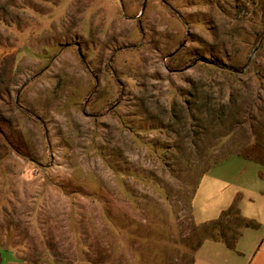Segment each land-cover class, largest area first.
I'll list each match as a JSON object with an SVG mask.
<instances>
[{
  "label": "rangeland",
  "instance_id": "374dc122",
  "mask_svg": "<svg viewBox=\"0 0 264 264\" xmlns=\"http://www.w3.org/2000/svg\"><path fill=\"white\" fill-rule=\"evenodd\" d=\"M263 30L264 0H0V264H192L202 174L264 164Z\"/></svg>",
  "mask_w": 264,
  "mask_h": 264
},
{
  "label": "crops",
  "instance_id": "0c3cea01",
  "mask_svg": "<svg viewBox=\"0 0 264 264\" xmlns=\"http://www.w3.org/2000/svg\"><path fill=\"white\" fill-rule=\"evenodd\" d=\"M232 208L247 223H231L238 233L233 245L219 237H203L192 264H264V164L239 154L202 174L191 202L192 220L198 226L209 225Z\"/></svg>",
  "mask_w": 264,
  "mask_h": 264
},
{
  "label": "trees",
  "instance_id": "16d2710c",
  "mask_svg": "<svg viewBox=\"0 0 264 264\" xmlns=\"http://www.w3.org/2000/svg\"><path fill=\"white\" fill-rule=\"evenodd\" d=\"M263 36H264V30L258 32L255 36V43H258ZM208 67L213 69V70L225 73L229 76H234V77L236 76L237 77L243 72L242 69H243L244 65L241 66L238 64H231V65H229V67H220V65H218V64H213L212 66L209 65ZM239 155H242L248 159L258 161V162L263 164L262 160L254 157L252 155H243V154H239ZM215 164H217V163H215ZM214 165H212V166H214ZM232 217H237L241 224L242 223L247 224V223H245V221H243L240 218L238 211L235 208H232L228 212L224 213L222 215V217L217 222L203 226L205 233H206V236H204V237H213V238L219 237V238H222V240H224L226 243H228L229 246H232L233 242L236 239L237 234H238L236 231L230 229L231 228L230 227L231 222H229V220H230L229 218H232ZM207 227H209L210 230L209 229L207 230ZM225 227H226V229H228L229 233L231 234L230 237L226 236L225 230H224Z\"/></svg>",
  "mask_w": 264,
  "mask_h": 264
},
{
  "label": "water",
  "instance_id": "95a60500",
  "mask_svg": "<svg viewBox=\"0 0 264 264\" xmlns=\"http://www.w3.org/2000/svg\"><path fill=\"white\" fill-rule=\"evenodd\" d=\"M145 4H146V1L144 2L143 8H142V12H143L144 9H145Z\"/></svg>",
  "mask_w": 264,
  "mask_h": 264
}]
</instances>
